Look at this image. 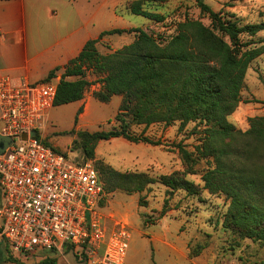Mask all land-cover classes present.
Segmentation results:
<instances>
[{
  "label": "trees",
  "instance_id": "trees-1",
  "mask_svg": "<svg viewBox=\"0 0 264 264\" xmlns=\"http://www.w3.org/2000/svg\"><path fill=\"white\" fill-rule=\"evenodd\" d=\"M196 2L211 19V26L187 18L170 37H155L142 28H131L103 31L97 39L88 40L80 54L63 68L54 107L82 101L93 85L88 74L100 86L93 93L96 100L109 103L115 96L122 97L115 117L117 126L108 131H72L77 136L75 144L91 161L95 160L98 143L114 138L163 145L161 140L145 135L153 125L169 127L179 123L180 129L190 123L204 126L205 139L196 154L177 145L186 167L184 172L153 178L145 173L118 172L96 162L105 193L118 189L141 193L156 183L192 196L199 195L202 189L222 193L230 200L224 227L264 245V117L251 119L246 132L236 130L229 122L242 101L249 68L264 55V37L255 39L264 32V22L244 25L233 17L221 16L203 0ZM130 10L134 15L165 21L164 16L144 10L141 1L132 3ZM125 33L135 34L133 43L108 55L98 51L97 44L103 37ZM60 70L58 67L51 71L43 81H53ZM82 112L81 107L78 115ZM132 126L144 129L137 135ZM42 142L75 164L87 163L70 158L46 140ZM201 159L209 163L202 176L203 188L187 179L188 174L197 173L195 168ZM103 203L104 200L100 205ZM164 215L163 210L161 217ZM7 261L20 260L10 254L9 245L4 243L0 264Z\"/></svg>",
  "mask_w": 264,
  "mask_h": 264
},
{
  "label": "rangeland",
  "instance_id": "rangeland-1",
  "mask_svg": "<svg viewBox=\"0 0 264 264\" xmlns=\"http://www.w3.org/2000/svg\"><path fill=\"white\" fill-rule=\"evenodd\" d=\"M113 6L112 21L106 30L142 28L155 37H170L177 33L178 24L187 18L211 26V19L201 12L196 0H104ZM141 1L144 10L160 14L165 21L157 22L131 13L130 5ZM221 16L233 17L241 24L264 22V0H203ZM83 19L89 17L94 4L90 0L80 1ZM260 32L255 39L263 38ZM135 40V34L105 36L97 44L103 55L114 53ZM19 66V62L14 63ZM24 72L7 74L24 77ZM63 70L56 73L53 82L61 79ZM45 79V78H44ZM44 79L31 80L41 83ZM75 80V78H69ZM93 85L80 102L53 107L37 130L39 139L46 140L55 148L79 162L96 166L101 162L118 172L145 173L159 178L175 172H184L186 167L177 145L197 153L205 139L204 126L190 123L180 129L176 123L169 127L153 125L146 130V136L161 140L163 145L135 144L123 138L99 142L95 150V160H87L82 149L75 144L77 136L72 131H108L117 126L115 117L122 102L115 96L109 103H101L93 97L100 86L96 78L88 74ZM242 101L237 110L229 116V122L236 130L246 132L253 118L264 117V55L255 60L248 70L242 90ZM83 112L78 115L80 108ZM78 117V122L76 123ZM143 126H132L137 135ZM96 168V167H95ZM209 163L201 159L196 166V174H188L187 179L203 188V174ZM97 170V169H96ZM0 189V202H1ZM230 200L222 194H212L202 189L197 196L179 190L172 192L160 183L152 184L144 192L129 193L116 190L107 193L100 212L107 219L106 226L112 233L118 224L126 225L130 233V243L125 264H264V245L251 239H243L224 227V218ZM165 211V215L161 214ZM184 255V256H183ZM20 261L3 264H91V258L79 249L68 247L62 253L37 250Z\"/></svg>",
  "mask_w": 264,
  "mask_h": 264
},
{
  "label": "built area",
  "instance_id": "built-area-1",
  "mask_svg": "<svg viewBox=\"0 0 264 264\" xmlns=\"http://www.w3.org/2000/svg\"><path fill=\"white\" fill-rule=\"evenodd\" d=\"M56 92L53 81L0 75V134L13 139L0 155V252L4 243L15 258L71 246L91 264H125L130 233L121 224L108 231L96 168L75 164L31 136L54 107Z\"/></svg>",
  "mask_w": 264,
  "mask_h": 264
},
{
  "label": "crops",
  "instance_id": "crops-1",
  "mask_svg": "<svg viewBox=\"0 0 264 264\" xmlns=\"http://www.w3.org/2000/svg\"><path fill=\"white\" fill-rule=\"evenodd\" d=\"M80 1L0 0V75L22 71L29 81L44 79L107 31L113 5L90 0L94 4L84 20Z\"/></svg>",
  "mask_w": 264,
  "mask_h": 264
},
{
  "label": "water",
  "instance_id": "water-1",
  "mask_svg": "<svg viewBox=\"0 0 264 264\" xmlns=\"http://www.w3.org/2000/svg\"><path fill=\"white\" fill-rule=\"evenodd\" d=\"M32 137H36L37 136V132L36 131H32L31 133ZM23 140H27L28 138V134H23L22 136ZM13 143V139L11 137L8 136H3L2 134H0V155L4 154V152L6 151V149Z\"/></svg>",
  "mask_w": 264,
  "mask_h": 264
}]
</instances>
